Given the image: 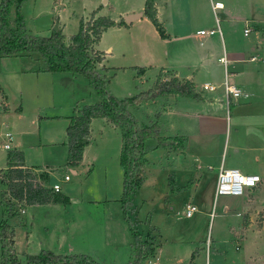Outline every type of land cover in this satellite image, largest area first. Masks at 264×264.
I'll return each mask as SVG.
<instances>
[{
  "label": "rangeland",
  "instance_id": "1",
  "mask_svg": "<svg viewBox=\"0 0 264 264\" xmlns=\"http://www.w3.org/2000/svg\"><path fill=\"white\" fill-rule=\"evenodd\" d=\"M127 4L133 8L140 6L137 0H23L18 12L28 33L49 36L56 25L65 36H70L78 28V19L89 16L92 10L99 8L97 12L105 13L109 19L116 16L123 19L126 14L121 10ZM7 11L12 20L14 4L9 5ZM135 11L133 13L139 12ZM144 23L131 27L118 25L101 35L100 40L111 46L110 54L114 56L104 62L109 68H99L96 63L94 68H99L97 72L104 77L103 91L115 98L145 91L153 83L157 69L145 66L149 59L144 53L149 50L156 54L163 49L147 32L150 24ZM157 33L164 36L163 31L162 35ZM238 36L237 43H240L243 38L239 29ZM38 66V60L27 57H0L3 92L0 93V118L4 113L12 114L10 121L2 117L8 129L0 126V132H10L12 142L22 144L19 149L25 161L45 171L48 188L58 184V193L66 200L34 205L23 215L18 211L7 217L8 196H1L3 186L6 190L1 183L0 222L5 221L13 228L21 262L25 255L36 254L40 245L59 254H68L67 246L71 245L75 253L89 255L96 264H128L133 258L134 239L118 202L122 192L119 130L104 124L102 117H95L90 124L91 139L84 146L81 161L76 165L68 164L63 131L72 107L94 104L99 94L92 79L68 72H36ZM140 67L145 68L139 71ZM252 98L237 101L247 103ZM3 106L5 111H2ZM137 106L129 107V112L139 123L149 124L156 118L154 112L159 110V115L165 105L156 107L150 101ZM227 116V124L218 129L220 141L224 128L227 133L230 130L231 136L233 134L232 110H227ZM161 128L164 136L166 125ZM154 144L152 139L145 141L148 149L140 171L142 182L131 193L127 210L132 228L151 240L152 251L137 264H148V258L155 260L153 256L158 247V264H206L208 260L209 264H241L240 250H235L241 226V218L235 215L237 197L218 196L213 200L215 166L220 160L221 144L209 158L198 162L188 160L187 166L182 158L174 161L171 152ZM225 159V168H232L227 165L232 159L230 150ZM64 176L68 177L67 181H63ZM193 178H198L196 191L192 188ZM187 202L196 208L188 218L184 217ZM17 207L15 204L13 211L19 210ZM249 239L252 247L258 245L252 234Z\"/></svg>",
  "mask_w": 264,
  "mask_h": 264
},
{
  "label": "crops",
  "instance_id": "2",
  "mask_svg": "<svg viewBox=\"0 0 264 264\" xmlns=\"http://www.w3.org/2000/svg\"><path fill=\"white\" fill-rule=\"evenodd\" d=\"M137 1H139V8H133L130 4H127L121 10V13H133L138 9L139 12L137 13H140L138 18L128 24L122 18L118 19L117 16L111 20L118 23L122 19L127 24V26L123 25L124 27L136 26L138 23L139 25H145L144 22H148L150 27H148L147 32L151 34L158 46L163 49L156 54L149 50L144 53L149 59L145 66L157 69L153 83L157 78L162 81L170 78H176L179 81L188 80L193 85L195 93L199 96L196 99H192L168 95L153 100L156 107H160V104L165 105L161 108L163 111L159 115L157 113L159 110L154 112V117L156 118L153 119L159 124L161 119L164 118L163 122L159 124L162 125L161 127L166 125L164 136H176L184 139L180 148L174 150L163 149L174 155V161L182 158L185 166H187L188 160L198 162L209 158L218 151V147L221 144L220 160L215 166L216 172L219 164L225 167V154L227 150H230L232 159L227 163L228 166L241 169L246 174H257L259 176V182L255 187L246 190L242 195L235 196L237 197L235 203L238 205L235 215L241 218V226L238 228L240 229V234L238 235L239 238H237L235 250H240L241 264H264V0H216L222 3V8L214 11L218 18L217 26L220 32L212 35L199 33L200 30L216 27L210 0H153L155 18L159 27L163 28V37L159 36L155 27L143 14L144 0ZM98 9L92 10L89 16L79 18L78 26L80 20L85 22L91 16L92 18L98 16L106 17L104 16L105 13L97 12ZM116 27L119 26L114 25L106 29ZM56 29L60 30L58 27ZM106 29L101 32L97 42L91 45L92 52L97 53L101 57L100 61L96 63L99 68H109L105 67L104 62L109 56V59L114 56V54H110L111 50H113L111 46L104 45L100 40ZM238 29L241 30V37L243 38L240 43H237L239 37ZM245 29H248L246 33H244ZM60 32L63 35L64 43H68L70 36L75 34L77 30L70 36H65L61 30ZM25 33L38 36L27 31ZM98 43H101L100 47H98ZM101 49L104 50L101 51ZM11 56L38 60L40 66H38L36 72H44L45 62L36 53H21ZM220 57L224 58L225 63L219 61ZM41 61L43 65H41ZM140 68L144 70L145 67ZM224 72L228 81L239 88L241 92L238 97L230 98L227 105L220 87L212 92L201 90V85L204 83L219 86ZM0 93L3 94L1 86ZM250 97H253L252 101L247 103L238 102L239 99H248ZM165 99H167V102L164 104ZM83 105L86 104L74 105L69 118L75 114L77 108ZM5 109L6 107L3 106L2 111H5ZM227 110L229 112L232 110L233 134L231 136L230 130L227 133L224 128L223 132L225 131V133H223V138L220 141L218 139V129L222 127V124L225 123L226 125L227 120H229ZM11 116L12 114L10 115L9 113L2 114L0 118L1 128L5 127L8 129L2 117L10 121L12 119ZM92 119L89 123V133L86 138L87 144L91 139L90 124ZM102 119L104 124L116 127L105 118ZM68 124L69 120L64 126V143L66 142L65 128ZM23 134L24 132H21V135ZM0 137L2 140L0 146V150H2L0 153V181L1 175L6 170L7 152L10 150L21 151L23 156L21 167L29 170L37 180L42 181L44 186L48 187L46 183L47 173L45 171L41 172L30 161H25L23 152L19 149L22 144L19 141L13 143L12 135L8 131L0 132ZM51 143H54V141L52 140ZM5 145H7V148H5ZM196 168H200L198 163ZM192 180H195V182H192V188L196 191L198 178H193ZM5 191L3 186L1 193ZM12 201L14 200L11 199ZM17 206L19 210L16 209L15 212L7 217H12L18 211H21L20 213L23 215L29 211L30 207L34 208V205L22 203H17ZM224 210H227L226 205ZM9 228L13 230L11 226ZM249 234L254 236L255 240L258 241V245L252 247ZM16 240L13 232L12 248L18 258V252L15 247ZM42 249L48 250L46 246L40 245L38 252ZM67 253H75L71 245L67 246ZM158 253L159 247L153 256L155 260L148 258V264H158ZM205 258L207 259V255ZM206 264H209V260Z\"/></svg>",
  "mask_w": 264,
  "mask_h": 264
},
{
  "label": "trees",
  "instance_id": "3",
  "mask_svg": "<svg viewBox=\"0 0 264 264\" xmlns=\"http://www.w3.org/2000/svg\"><path fill=\"white\" fill-rule=\"evenodd\" d=\"M23 0H1L0 2V56L18 55L21 53H36L45 62L44 72H68L80 74L93 80V85L99 94V100L94 104L83 105L76 109L69 118L65 128L66 160L70 165H76L81 160L83 147L87 144L89 123L92 118L102 117L116 126L120 136V150L118 162L122 168V192L118 202L134 239L133 258L128 264H137L147 258L151 249L148 235H141L132 228L127 210L130 195L142 182L140 171L144 163V155L148 147L147 139L154 140V147L167 149L180 148L182 137H164L162 128L153 121L149 124L139 123L128 110L129 107L141 102H150L161 96H180L192 99L198 98L193 85L188 80L170 78L166 81L156 79L153 85L145 91L121 99L115 98L103 91L104 77L95 70L94 64L101 57L91 50V45L99 39L103 30L114 25H124L122 19L118 23L113 20L92 16L85 22L79 21L77 32L70 36L69 42L64 43L59 29H53L49 36H35L25 33L21 16L18 12ZM14 4L15 15L8 18L7 8ZM143 14L162 35L155 18L153 0H144ZM143 69L139 68V71ZM158 116V115H156ZM150 148V147H149ZM152 148V147H151ZM23 156L21 151H8L6 154V170L1 175L0 183H4L8 194L5 213L10 216L17 203L25 205H40L51 202H65L66 197L45 187L42 181L27 169L22 168ZM11 199L14 200L11 202ZM152 238V237H151ZM13 230L0 222V264H96L83 253L59 254L42 249L36 254H27L21 262L13 251ZM191 260V259H190Z\"/></svg>",
  "mask_w": 264,
  "mask_h": 264
},
{
  "label": "built area",
  "instance_id": "4",
  "mask_svg": "<svg viewBox=\"0 0 264 264\" xmlns=\"http://www.w3.org/2000/svg\"><path fill=\"white\" fill-rule=\"evenodd\" d=\"M210 1H211V8L213 10L216 27L207 29V30H200L199 31L200 34L212 35L214 33L220 32L217 26L218 18L216 17L214 11L216 9H221L222 3L216 0H210ZM247 31L248 29H245L244 33H246ZM219 61L221 63H225V60L223 57H220ZM219 87L221 88L222 95L224 97L226 105L230 98L238 97L241 94L239 88H237L234 84L228 81L227 75L225 72L223 74V78L219 86L209 84V83H204L201 85V90L212 92V91H215ZM5 148H7V145H5ZM208 169H210V167H208ZM67 180H68V177L64 176L63 181H67ZM258 182H259V176L257 174H246V173L240 172L238 169L225 168L221 164H219L217 172H216V176H215V181H214L213 200H215L218 196L242 195L246 190L255 187V185ZM50 190L53 192H59V185L55 183L52 184L50 187ZM184 211H185L184 217L188 218L196 211V208L194 205L187 202L185 203Z\"/></svg>",
  "mask_w": 264,
  "mask_h": 264
},
{
  "label": "water",
  "instance_id": "5",
  "mask_svg": "<svg viewBox=\"0 0 264 264\" xmlns=\"http://www.w3.org/2000/svg\"><path fill=\"white\" fill-rule=\"evenodd\" d=\"M105 1V0H104ZM103 1V2H104ZM140 15V13H129V14H126L124 17H123V21L125 23H130L131 21H133L134 19L138 18ZM53 29H56V25L53 27Z\"/></svg>",
  "mask_w": 264,
  "mask_h": 264
}]
</instances>
